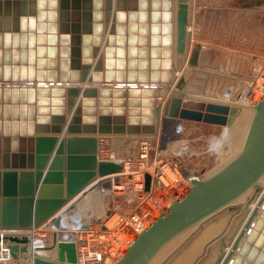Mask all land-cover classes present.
Returning <instances> with one entry per match:
<instances>
[{"label": "water", "instance_id": "1", "mask_svg": "<svg viewBox=\"0 0 264 264\" xmlns=\"http://www.w3.org/2000/svg\"><path fill=\"white\" fill-rule=\"evenodd\" d=\"M191 3L0 0V240L15 261L29 253L25 230L97 176L121 171V161L99 159L100 139L156 141L159 121L225 125L237 115L236 103L185 93V71L156 102L157 90L174 84L173 54L186 53ZM54 248L32 264H76L73 241ZM113 264H264V90L237 151L190 179Z\"/></svg>", "mask_w": 264, "mask_h": 264}, {"label": "rangeland", "instance_id": "2", "mask_svg": "<svg viewBox=\"0 0 264 264\" xmlns=\"http://www.w3.org/2000/svg\"><path fill=\"white\" fill-rule=\"evenodd\" d=\"M191 15L190 26L192 32L188 42L191 49L189 48L186 53L187 55L185 54L184 63H182L184 64L183 67H186L185 70H188L186 74V85L183 91L189 94L191 93V96L197 98H203L205 96V98L236 104L244 101L246 104L245 113L250 115L252 112V103L256 99V96L258 97L257 88L255 86L258 81H264V0H192ZM194 46L199 47L197 64L195 66H190L188 59ZM183 71L184 70H181V73L178 75L179 77ZM248 122L249 119L238 118L233 126L234 132L231 131L233 136L218 149V143L212 146L209 145V143L211 139L215 137H222V127H219V125L214 127L211 125H201L197 130H192L190 132L182 129L179 135L180 143H176L173 140H168L166 143L161 140L163 137L157 134L156 141H146L150 145L148 146V150L145 153L146 157L143 161H138V159L140 158V142H144L145 140H141L136 145V143L129 144L130 142H122L121 144L116 142L114 144L113 142L110 144L112 138H110V140L103 139L105 145L110 144V147L103 146L102 152L108 155L107 151L109 149L113 150V152L120 151L122 154L126 151L123 157L130 159L131 162H135V168H141L138 165L139 163L143 164L142 167L152 165L151 170L154 175L153 185L150 183L149 188H144V191L148 193H146L148 197H150L149 195L155 197L158 194L155 198L157 199L158 197L162 205H160L159 209L154 208L151 204V208H154L153 213L147 209L148 205L142 204L140 206L141 208L137 207L136 213L141 217L143 212L146 211L150 219L149 221H153L157 217L159 211L167 208L166 206H169L175 197L181 196L187 189L185 179L181 180L182 185L180 187L177 186L176 189L173 188V192L172 188L168 189L167 186H164L162 180L158 177V175L163 172L161 164L166 162L173 163L176 170L178 166L182 164L185 170L188 171L189 176H193L194 173H199L203 177L208 176L237 151L239 143L243 140ZM160 123H162V121ZM181 146H186V149L181 148ZM145 154L142 156H145ZM144 175L143 171L142 173L139 171L135 173V175L131 173V175L126 174L121 176V187L115 189L114 192L111 191V194H107V204L103 212L94 216L95 211L90 212L87 208L83 210L82 213H79L80 215H77V219L80 218L82 220L84 219L82 218L84 217L83 215L87 214L89 221L92 219L93 215V220L90 222L89 229L85 232L80 231V238L77 235L75 236L77 244L86 248H80L83 252L86 251V253L90 254V251L96 248L97 243L100 241L105 242L107 238L116 245V249L112 254L110 253L111 255H108L109 253L107 251L104 253L105 256L96 252L95 254L99 257L98 262L102 263L104 260L106 261L108 259L110 260V264H113L116 259L123 255L128 246L127 243L129 244L132 238H134L133 236H136L135 231L133 232L131 229L133 224L136 225L137 222L134 221V223L131 224L128 215L130 214L129 211H132V207L128 204L129 195L135 192L134 188L136 185L133 186V182L144 179ZM98 183L99 182L96 180L93 184L92 182L88 184L80 194L75 196V199H82L83 203L89 204L90 206L92 202L89 196L93 194V192L96 193L98 191ZM158 189H160V191L164 189L165 192L162 193ZM167 195H169V197ZM170 198L171 200H168ZM71 201L61 208V210L72 206L75 200ZM163 204H165V206ZM73 213L72 211V214ZM113 213L117 216L114 218L115 221L113 225L109 227L106 223H108L107 220L110 219V216H114L112 215ZM57 215L58 212L51 217V219L55 218ZM125 215H127V219L124 220L122 224L118 225V219H124ZM101 222H104L103 230L111 229L112 231L109 233H102V228L100 227ZM139 222L141 223V221ZM146 226L147 224L145 227ZM39 227L40 228H36V233L43 236L45 239L48 238V231L50 228L48 226ZM137 228L139 230L141 226ZM125 232H129L133 234V236L125 241L122 238L121 242V240H118V237H122ZM118 242H121L123 245H119ZM2 245L6 248L5 244ZM3 247L0 248L2 256V262L0 261V264H15V260L13 261L9 250H7L6 253L3 251ZM164 252L161 255H163Z\"/></svg>", "mask_w": 264, "mask_h": 264}, {"label": "bare ground", "instance_id": "3", "mask_svg": "<svg viewBox=\"0 0 264 264\" xmlns=\"http://www.w3.org/2000/svg\"><path fill=\"white\" fill-rule=\"evenodd\" d=\"M192 16V15H191ZM193 25V24H192ZM190 31H191V26H190ZM193 29V28H192ZM192 32V31H191ZM190 40V39H189ZM189 42V41H188ZM189 44H187V50H186V53H187V51L189 50ZM191 49V48H190ZM185 53V54H186ZM185 54H183V55H181V57H180V59L177 57V56H175L176 54L174 53L173 54V56H172V62H173V75H174V78H175V80H174V84H171V85H169V88H165V87H162V89H159V90H157V91H159V94H163V95H166L167 94V96L169 95V92L171 91V89L170 88H173L174 87V85H175V83H177V81H178V79H179V73H181V70H184L185 72H186V74L188 73V70H185L186 69V67L184 68L183 67V65L184 64H182L181 63V65L182 66H179V68L177 67H175L174 66V64H175V62L177 61H184V58H185V56L187 55H185ZM204 56V55H203ZM199 61H200V59H199ZM184 63V62H183ZM203 63V62H202ZM179 64V63H178ZM197 67V66H196ZM261 70V69H260ZM185 74V75H186ZM264 82V81H263ZM262 81L261 82H257V84H256V88H257V92H258V97L256 96V99L253 101V103H252V106L254 105V103L258 100V98H259V96H260V94L262 93V91L264 90V83H263ZM187 88V87H186ZM194 88V87H193ZM192 88V89H193ZM188 89H189V87H188ZM191 89V88H190ZM194 90V89H193ZM192 92V91H191ZM185 93H187V92H185ZM256 93V92H255ZM189 94V93H188ZM193 94V93H192ZM189 95H191V93L189 94ZM166 96V97H167ZM201 96V95H200ZM162 97V96H161ZM164 97V96H163ZM205 97V96H204ZM156 102H157V100H156ZM157 103H162V102H157ZM240 103V104H239ZM244 105V106H243ZM245 102L243 101V102H238V104H237V106H239V110H238V112H237V115L232 119V121L230 122V123H227V124H225V125H219V127H222V137H215V138H213V139H211V142L209 143V145L211 144V145H215L216 143H219V144H223V143H225L229 138H231L232 136H233V134H231V131H232V129H234V125H235V123H236V121L238 120V118H246V119H249L250 120V118H251V114H252V112L250 113V115L249 114H246L245 113ZM252 106H251V109H252ZM175 120H173V121H171V119H167L166 120V122L165 123H168V122H170V123H168L167 125V127H166V130L164 131L163 130V132H162V134H161V137H163L161 140H163V141H165L166 143H167V141L168 140H173V141H175L176 143H180V141H179V135H180V133L182 132V129H185V130H188L189 132L190 131H192V130H197L198 129V127H199V123H197V122H193V121H182V122H180V121H178V120H176V122H174ZM161 121H159V123H160ZM193 122V123H192ZM249 123V122H248ZM214 125V124H213ZM166 126V125H165ZM212 126V125H211ZM162 131V130H161ZM216 131V130H215ZM199 132V131H198ZM209 132V131H208ZM233 132H234V130H233ZM246 132V131H245ZM196 133V132H195ZM158 136H159V134H160V129L158 128ZM194 135V134H193ZM244 135H245V133H244ZM244 135H243V139H244ZM140 136V135H139ZM142 136V135H141ZM145 137V136H144ZM189 137V136H188ZM142 138V137H141ZM190 138V137H189ZM104 139V138H103ZM103 139H100V141H99V151H98V157H99V159H102V160H117V161H121L122 162V169H121V171L120 172H117V173H112V174H108V175H105V176H97L93 181H92V184H93V182L94 181H96L97 180V182H99L98 183V191L96 192V193H94L93 192V194H91L89 197H90V199H91V202H92V204L89 206V204H85V203H83V201H82V199H78V201H75L74 203H73V205L72 206H69L68 208L66 207V209H62V210H60L59 212H58V215L55 217V218H53V219H51V217L48 219V220H46L45 222H47V221H49L50 220V227L52 228V230L53 231H48V237L50 238V242L49 241H43V238L42 237H37V238H35L34 239V242H32V244H31V241H30V249H29V253H28V255H29V257H25V258H29L28 259V261H27V259L25 260V259H21L20 257H19V259H18V261H15V264H17V262H19V264H28V263H30V264H32V260H33V258H34V255H42V256H45V257H47L48 255H45V253L44 252H46V251H51V250H54L55 248H54V245L55 244H57L58 242H59V240H68V241H73L74 243H75V248H76V250H77V248H78V244H77V242H76V235L80 238V231H82L83 229H89V226H90V222H92V220H93V215H92V219L89 221V217H87V214L85 215H83L84 217H82V218H84V219H77L78 217H77V215H80L79 213H82V211L83 210H85V209H89V211L91 212V211H95V213H94V216L96 215V214H100L101 212H103L104 211V209H105V206H106V204H107V202H106V200H107V194L108 193H110L111 191H115V189H117V188H120L121 186L119 185V184H116V182L118 181V179H120V177L121 176H123V175H126V174H131L132 173V175H135V173H137V172H141L142 173V171H143V173L144 174H149V177H150V183H151V185H153V179H154V175H153V171L151 170V166H148L147 167V165L145 166V167H142V163H139L138 165H139V167H141V168H135V162H131V160L130 159H127V158H124L123 157V154L122 153H120V151H114L113 152V150H108L107 151V153H108V155H106V154H104L102 151H103V146L104 147H110V144H112L113 142H114V144H115V142L116 143H122V142H124V143H126L125 142V140H127V139H118V138H112L111 140H110V144H108V145H105V141L103 140ZM131 139V138H130ZM128 139V141L127 142H130L129 144H133V143H135L134 141L132 142V140L133 139ZM140 139V138H139ZM138 140V139H137ZM142 140H146V138H143ZM188 140V139H187ZM162 141V142H163ZM208 141V140H207ZM172 142V141H171ZM242 142H243V140H242ZM242 142H240L239 143V146H240V144L242 143ZM161 143V142H160ZM174 143V142H173ZM199 143V142H198ZM125 145V144H124ZM141 146H140V156H142V155H144L146 152H147V147H146V145H144V144H140ZM165 145V144H164ZM173 145V144H172ZM176 146V145H175ZM174 146V147H175ZM234 146V145H233ZM173 147V146H172ZM186 146H181V148H185ZM231 147V146H230ZM176 148V147H175ZM178 148V147H177ZM188 148V147H187ZM235 148V147H234ZM173 149V148H172ZM186 149V148H185ZM164 150V149H163ZM176 150V149H175ZM175 152V151H174ZM184 154V153H183ZM220 155V154H219ZM139 156V157H140ZM156 158V157H155ZM159 158V157H158ZM157 158V159H158ZM140 160H145V158H139ZM169 161V160H168ZM226 161V160H225ZM224 161V162H225ZM130 162V163H129ZM155 163V162H154ZM145 164H146V161H145ZM154 165V164H153ZM162 165V168H163V172H162V174H160V175H158V177H159V179L160 180H162V182H163V184H164V186H167L168 187V189L169 188H172V192H173V188L174 189H176V187L178 186V187H180L182 184V179H185V184L187 185L188 184V181L190 180V179H192V178H194V179H203V178H205L206 176H201L199 173H194L193 174V176H189L188 174V171L187 170H185V168H184V166L181 164V165H179L178 166V169L176 170L175 169V166H174V164L173 163H163V164H161ZM193 167V166H192ZM195 167V166H194ZM147 168V169H146ZM203 170V169H202ZM187 171V172H186ZM214 171V170H213ZM180 172H181V174H180ZM201 176V177H200ZM132 177V176H131ZM138 181V180H137ZM136 186H135V188H137V187H139L140 186V184H135ZM187 187V186H186ZM153 189V188H152ZM159 191H160V189H158ZM83 191V190H82ZM81 191V192H82ZM80 192V193H81ZM150 192H152V191H150ZM158 192V191H157ZM160 192H162V193H164L165 192V190L164 189H162ZM170 192V191H169ZM168 192V193H169ZM79 193V194H80ZM111 194V193H110ZM152 194V193H151ZM138 195L139 194H137V193H135V195H134V193L133 194H131V196L133 197V198H138ZM85 196V195H84ZM150 197H148L147 195H144V197H143V199H146V200H143L144 202H142L143 204H145V205H148V210L150 211V212H153L154 213V208H159L160 207V205H162V202H161V200L157 197V199L155 198L156 196H158V194L155 196V197H153V196H151V195H149ZM168 197H169V195H167ZM87 197V196H86ZM160 197V196H159ZM164 198V197H163ZM176 198V197H175ZM166 199V198H165ZM73 200H75V197L73 198ZM72 200V201H73ZM168 200H171V198L170 199H168ZM71 201V202H72ZM166 201H167V199H166ZM166 201H165V203H166ZM85 202V201H84ZM158 202V203H157ZM160 202V203H159ZM170 202V201H169ZM169 202H168V204H169ZM152 204V206H154V208L152 209L151 208V205ZM164 206H165V204H163ZM167 205V204H166ZM253 204H251V206H252ZM147 207V206H146ZM162 207V206H161ZM167 207V206H166ZM160 209V208H159ZM158 209V210H159ZM72 211L74 212L73 214H72ZM71 212V213H70ZM89 212V213H90ZM157 212V211H156ZM155 212V213H156ZM112 215H114V213L112 214ZM154 215V214H153ZM54 216V215H53ZM52 216V217H53ZM117 216V215H116ZM115 215L114 216H110L109 218V220H107V222L108 223H106L107 224V226H111V225H113V222L115 221L114 220V218L116 217ZM151 217H153V216H151ZM107 219H108V217H107ZM45 222H43L42 224H44ZM150 223L152 222V221H149ZM140 223V222H139ZM143 223V222H142ZM142 223H140V226H142L143 227V225L144 224H142ZM41 224V225H42ZM115 224V223H114ZM40 225V226H41ZM147 227V226H146ZM145 226H144V228H146ZM38 228H40V227H38ZM34 229V230H33ZM33 229H30V230H32L33 231V233H34V231H35V229H36V227L35 228H33ZM29 230V229H28ZM60 230H78L79 231V234H75V235H73V234H65L64 236L61 234V233H59L60 232ZM108 230V229H107ZM26 231L27 230H25V235H27V233H26ZM31 231V232H32ZM89 231V230H88ZM54 233L56 234V240H55V244H54V242H53V240H54ZM0 234L2 235V232L0 231ZM113 234V233H112ZM122 234V233H121ZM40 236V235H39ZM133 236V234H131V233H129V232H125V234H123V236L122 237H118L119 239L118 240H121L122 238L124 239V241L126 240V239H129V238H131ZM27 237H29L28 235H27ZM133 237H135V236H133ZM133 239V238H132ZM30 240V239H29ZM45 240H47V239H45ZM112 241V240H111ZM121 242H122V240H121ZM121 242H118V244L119 245H123ZM0 243H2V244H5V242L3 241V240H0ZM54 244V245H53ZM6 245V244H5ZM127 245H128V243H127ZM7 250H9L8 248H7ZM126 250V249H125ZM83 253H85V252H83ZM80 254V253H79ZM87 254H89V253H87ZM85 255V254H84ZM96 255V254H95ZM90 256V255H89ZM97 256V255H96ZM98 257V256H97ZM84 257H83V255L82 254H80V256H78V258L76 259V261H77V264H82V263H84V262H86L87 260H85V259H83ZM1 259H2V256H1V252H0V261H1ZM8 259H10V258H8ZM90 259V258H89ZM88 259V260H89ZM13 261H14V259H13ZM13 261H11V262H13ZM2 262V261H1ZM79 262V263H78ZM96 262H98L97 260H96ZM115 262V261H114ZM100 263V262H99ZM100 264H110V260H104L102 263H100Z\"/></svg>", "mask_w": 264, "mask_h": 264}, {"label": "built area", "instance_id": "4", "mask_svg": "<svg viewBox=\"0 0 264 264\" xmlns=\"http://www.w3.org/2000/svg\"><path fill=\"white\" fill-rule=\"evenodd\" d=\"M146 141H148V140H145L144 142L143 141H141L140 143L141 144H144V145H146V147H147V150H148V146L150 145V144H148ZM149 142V141H148ZM142 159L143 158H145L146 157V154H145V156H140ZM138 161H141V160H139L138 159ZM128 175H131V174H128ZM116 184H119L120 185V179H118V181L116 182ZM135 184H140V186L139 187H137L136 189L134 188V193H138L139 195H138V198H133L132 196H131V193H130V195H129V206H131L132 207V211L130 212L129 211V213L130 214H128L129 215V219H130V223L131 224H133L134 223V221L135 222H137L136 223V225L135 224H133V227H132V229L131 230H133V232L135 231V233H136V235L142 230V229H144V226L147 224V226H148V224L150 223L149 222V216H147V212L146 211H144L143 212V215H141V217L140 216H138V213H136V209H137V207H139V208H141L140 206L143 204L142 202H144L143 200H146V199H143V197H144V195H146V191H144V188H145V185H143L144 184V179H140V181H138V182H136V181H134L133 182V186H135ZM133 193V192H132ZM148 194V193H147ZM134 206V207H133ZM138 208V209H139ZM127 215H125L124 216V219L123 218H120V219H118V221H117V224L118 225H120V224H122L123 222H124V220H126L127 218ZM139 221H141V223L142 224H144L143 225V227L141 226V228L138 230V226H140V223H139ZM104 223V222H103ZM103 223L101 222L100 223V227L102 228L101 229V231H102V233H109L110 231H112L111 229L110 230H103L104 228H103ZM87 229H83L81 232H85ZM86 238V237H85ZM87 239V238H86ZM115 241V240H114ZM79 243H80V241H79ZM117 244V243H116ZM3 247V245H2V243H0V248H2ZM84 248V249H86L84 246H81L80 244H78V248H77V250H76V258H78V256H80V254H82L83 255V259H85V260H87L86 262H84V263H82V264H87V263H95L96 262V260L98 261L99 260V257H97L96 255H95V253L96 252H98V253H101L103 256H105L104 255V253H106V251L109 253L108 255H111L113 252H114V250L116 249V245H115V243H112V242H110V240L107 238V241H100L99 243H97V245H96V248L95 249H93V251H90L91 253L90 254H87L86 253V251H85V255H84V253H83V251H82V249H80V248ZM3 251L4 252H6L7 251V247L5 248V247H3ZM1 252V251H0ZM7 253V252H6ZM80 253V254H79ZM111 253V254H110ZM90 255V256H89ZM90 258V259H89ZM89 259V260H88ZM78 261V260H77ZM77 261H76V264H77ZM79 263V262H78Z\"/></svg>", "mask_w": 264, "mask_h": 264}, {"label": "crops", "instance_id": "5", "mask_svg": "<svg viewBox=\"0 0 264 264\" xmlns=\"http://www.w3.org/2000/svg\"><path fill=\"white\" fill-rule=\"evenodd\" d=\"M103 1L104 0H102V6H103ZM12 17V16H11ZM107 30L106 29H103V32H102V34H101V42H100V44H99V50L102 52L103 50H104V48H106V47H108L109 45L106 43V41H105V37H106V35H107ZM79 46V45H78ZM112 47H115L116 45L115 44H113V45H111ZM80 47H82V44H80ZM89 47L92 49L93 48V43H92V41H90V43H89ZM179 63V64H178ZM181 63H183V60L182 61H176L175 62V64H174V66L177 68H179V66H181ZM101 71H103V69H101ZM157 95H158V97H157V102H163L164 101V99L166 98V96H167V94L166 95H163V94H159V91H157ZM162 96V97H161ZM164 96V97H163ZM171 121H173V119H171ZM174 122H176V120L174 121ZM168 123H170V122H168ZM168 123H165L163 126H162V123H160L159 124V129H160V135L162 134V132H163V130L165 131L166 130V127L168 126L167 124ZM166 125V126H165ZM205 126V125H212L213 127L214 126H218V125H213V124H206V123H199V126ZM162 130V131H161ZM234 129H232V131H233ZM158 133V132H157ZM164 133V132H163ZM64 135V132H61V133H59V134H57V136L58 137H62ZM142 137V138H141ZM133 138V140H132V142L134 141L135 143H136V145H137V143L138 142H140L143 138H145L144 136H134V137H132ZM140 138V139H139ZM130 139V138H129ZM138 139V140H137ZM128 141V139L127 140H125V142H127ZM211 145V144H210ZM214 145V144H213ZM223 145V144H222ZM212 146V145H211ZM221 146V144H219L218 143V146H217V149L219 148ZM124 152V151H123ZM124 155L126 154V151L123 153ZM75 201H78V199L76 200L75 199ZM41 226H48L49 228H50V230L49 231H51L52 230V228L50 227V220L49 221H47V222H45L44 224H42ZM34 230V229H33ZM36 230V229H35ZM32 230H27L26 231V233H27V235L29 236L28 238L30 239V241H31V244H32V242H34V239L35 238H37V237H42L43 238V241L45 242V241H49L50 242V238L48 237V238H46L47 240H45V238L43 237V236H39V234H37L36 233V231H34V233H33V231L31 232ZM59 233H61L63 236L65 235V234H73V235H75V234H79V231L78 230H60V232ZM45 253V255H48V257H53V256H55V249L54 250H51V251H46V252H44ZM28 254V253H27ZM27 254H25L23 257H21V259H27V261H28V259L29 258H25V257H29V255H27Z\"/></svg>", "mask_w": 264, "mask_h": 264}]
</instances>
